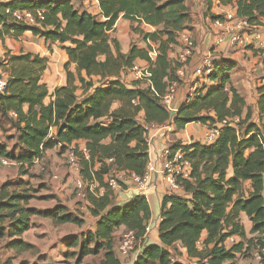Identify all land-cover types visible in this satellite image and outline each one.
Returning <instances> with one entry per match:
<instances>
[{"label":"trees","instance_id":"obj_1","mask_svg":"<svg viewBox=\"0 0 264 264\" xmlns=\"http://www.w3.org/2000/svg\"><path fill=\"white\" fill-rule=\"evenodd\" d=\"M188 1L99 0L101 18L76 8L73 0L0 2L3 44L7 38L19 40L31 32L46 44L58 43L68 56L67 83L55 89L48 104L49 90L42 82L47 58L33 53H7L0 59V68L8 75L7 89L0 95V127L7 121L22 149L20 154H12L8 145L0 143V157L25 167L35 164L48 150L58 148L64 153L73 148L86 184L88 211L97 219L95 230L81 240L67 238L71 248L80 247L81 259L95 255L105 259L101 264H121L115 245V235L121 228L133 231L143 245L151 219L147 198L137 196L130 204L118 206L106 180L117 178L119 173L145 174L150 126L175 125L180 131L191 123L212 128L228 121L211 145L177 142L170 146L173 152L181 149L191 163L190 179L181 181L188 196L163 199L161 245H143L135 264H183L172 261L174 251L180 248L186 251L187 258H183L189 264H237L257 245L264 247V88L259 89L260 124L250 122L249 107L242 119L247 103L230 78L236 63L222 58L209 76L216 85L205 95L183 105L175 117L162 104L169 82L178 80L179 66L170 59V51L178 45L183 31H192ZM236 7L238 17L247 20L251 28L264 25V0H239ZM18 10L35 15L41 10L44 19H37L36 25L16 21L11 13ZM120 17L133 23V27L136 24L135 31H142L144 25L155 29L144 34L146 48L134 45L128 53L121 51L110 36ZM154 48L158 52L151 68L154 90L128 88L121 81L123 70L137 61L151 62L149 51ZM72 65L76 73L70 70ZM94 77L102 84L96 86ZM78 90L87 92L85 99L79 100ZM236 118L242 121L234 127L231 121ZM80 141L85 142L86 152L79 149ZM248 182L249 191H245ZM91 186L96 187L91 190ZM100 189L105 190L103 195ZM31 192L34 191L17 180L0 184V241L5 242V250L17 255L35 249L23 235L33 227L36 217L51 219L56 225L86 223L64 205L43 211L33 207ZM243 214L250 220L249 231L243 225ZM234 236L238 242L226 246Z\"/></svg>","mask_w":264,"mask_h":264},{"label":"crops","instance_id":"obj_2","mask_svg":"<svg viewBox=\"0 0 264 264\" xmlns=\"http://www.w3.org/2000/svg\"><path fill=\"white\" fill-rule=\"evenodd\" d=\"M232 2L229 4H223L220 0H189L188 5L191 10V15L193 18L192 23V31H190L196 41L197 52L195 59L188 65L183 67V72L185 74L184 77L178 78L177 72L179 67H177L176 75L177 78L180 80V89L178 93V100L177 106L179 109L182 107V103L184 97L189 95L197 88L198 80L194 77V65L195 63L204 55L210 52H216L219 58H227L236 63L235 69L231 72V84L238 90L240 95L245 99L247 103V108L244 110L242 119H244L247 115L248 107L252 110L251 116V123L260 124L259 121V107L258 101L260 99L259 89L264 88V49H260V44L264 42V25L257 26L250 29H246L243 33L244 38L246 39V47H233L228 42L222 46L216 45V38L213 36L217 33H222L224 31V27H218L214 25L212 22L213 16H222L223 19H229L232 17L236 19L237 15V7L236 4L239 0H231ZM210 2V8H208V13L206 12V7ZM76 8H79L81 11H87L93 15H98L101 18V9L99 5V0H73ZM234 20H225V27L226 29L234 24ZM118 40V42L123 46L126 47V44L130 43L131 37V22L124 20L122 17L119 18L117 24L115 25V29L111 32V35ZM36 37L31 32H26L22 37L19 38L21 43L25 45L22 50L19 52L27 53L32 52L34 49V45L38 46L37 43L43 44L45 40L40 38V41H36L34 43L31 42V38ZM9 39V38H7ZM10 40V39H9ZM1 41V40H0ZM7 42V40L5 41ZM0 43L3 44L1 41ZM46 44V43H45ZM45 46V45H44ZM43 46V47H44ZM46 46L44 47V50ZM27 51V52H26ZM48 51V50H47ZM125 51L124 53H127ZM179 53V49L177 46L173 47L170 51L169 57L170 59L175 62L176 55ZM41 57H47L45 52L40 54ZM64 62L68 61L67 54L62 55ZM141 63L143 61H137ZM176 63V62H175ZM49 69V68H48ZM48 69L45 73H48ZM85 76V73H83ZM42 82L47 85L49 90V97L46 103H50L52 99V94L56 88L62 87L66 85L67 79L63 77L60 82L56 83L53 77L47 76L46 74L43 76ZM216 85L215 82L207 83L205 85L208 87L207 89L211 88L212 86ZM79 93V90L77 94ZM15 116L14 113L11 114ZM240 120V118L236 119V122ZM200 127H199V126ZM208 125H201L196 123L188 124L184 130H177L175 125H165V126H150L148 128V142H149V163L154 167L155 171L152 175V181L149 188L142 192L136 183L134 182L133 175H129L126 173H119L118 177L123 180L125 187H120L119 189L113 191L114 192V204L118 206H125L130 204L135 197L137 196H144L147 198L150 208H151V219L148 222L147 228L149 229L143 245H161L160 235H159V225L162 221V203L163 199L166 196L170 195H179L185 196L188 195L183 191H172L167 183L164 173H163V166H164V157L163 151L166 147H169L177 142H181L182 145H190L195 142H203V138L209 130ZM170 130V131H169ZM194 137L195 139H192ZM79 145L80 150H84L85 142L80 141L77 143ZM73 145L72 147H74ZM16 171L6 172L7 169L1 171L3 172L0 175V184L11 180L17 176V169H13ZM6 172V173H4ZM232 175V169L230 170ZM11 176H15L10 178ZM250 186V182L246 184ZM97 186V185H96ZM96 186H91V190H94ZM104 189H100V195L104 194ZM247 218L246 215H242L243 222ZM52 221V220H51ZM34 223V220H33ZM53 223V221H52ZM56 225L55 223H53ZM64 225H73V224H64ZM61 227V225H57ZM35 227V223L33 227L23 235V239L28 243L34 245L30 240H27L26 234ZM125 228H121L117 233H120ZM247 229V228H246ZM115 235V236H116ZM206 234H204V237ZM69 238V237H67ZM67 238L65 240H67ZM74 238V237H73ZM69 243V242H68ZM69 246V245H68ZM38 248V247H37ZM180 251L183 253L184 258L186 257L185 250L180 248ZM100 259L98 260L97 264H101L103 259L102 256H99ZM137 260L128 259L127 263L124 261L121 264H135ZM181 261H185L189 263L188 259H181ZM184 262V263H185ZM254 264V262L249 259L242 261L240 264Z\"/></svg>","mask_w":264,"mask_h":264},{"label":"rangeland","instance_id":"obj_3","mask_svg":"<svg viewBox=\"0 0 264 264\" xmlns=\"http://www.w3.org/2000/svg\"><path fill=\"white\" fill-rule=\"evenodd\" d=\"M136 26L135 24L134 27ZM134 27L133 23H131V35L133 34V36L131 37L130 43L126 44V47H123L118 40L113 37V34L111 35L110 33L112 40L115 39L119 43L123 53L125 51L129 52L134 45L140 48H146L147 43L145 42L144 34L155 31L154 28L146 25L141 27L143 29L142 31H135ZM39 39L40 37H32L30 40L32 43L36 44L35 42L37 40L40 41ZM6 40L7 42L4 44L0 43V59H4L7 53L10 55H19V52L25 47L20 40ZM37 44L38 46L34 45L32 52H26L36 55L45 52L47 55L45 58L49 61L47 69H49L48 73H44V75L46 74L47 76L53 77L56 83L60 82L63 77L67 79V71L65 69L67 62L65 63L62 58V55H65L66 52L62 49V46L58 43L49 45L43 44L42 42L41 44ZM44 45L46 46V50H44ZM69 45L70 44H67L66 46ZM69 68L72 72L76 73L75 65ZM0 73L8 77L7 73H5L2 68H0ZM88 80L89 79H87V81ZM92 82L96 86L102 84L98 77H94ZM77 84L80 85V83ZM87 95V92L84 90H79V100L85 99ZM52 100L53 98L51 101ZM116 107L117 105L114 106V108ZM236 119L230 120L234 127L242 121V119H240L236 122ZM242 126L243 129L246 128V125ZM17 138L18 136L11 125L7 121H3L0 127V143L8 145V151L16 155L22 152L21 147L19 146L18 148ZM192 139L195 138L192 137ZM70 153V149L68 152L66 151L64 153L58 148L48 150L40 155V157L36 159V163L32 166L26 165L23 167L14 161L15 165L7 168L6 172L10 170L9 172L14 171V174H16V171L13 169H17V176H11L10 178L15 177L11 180L25 183L26 188L34 191L31 192L34 198L30 202L33 207L43 211L53 209L55 205H64L69 212L80 215L86 221L85 225L76 226L73 224L61 225V227H58L52 223L51 219L36 217L34 218L35 227L29 234H26V238L35 243L38 248L35 247L33 251L17 255L15 252H8L5 250L3 248L5 242L0 241V264H97L100 259L99 256L90 255L81 259L79 255L80 247L71 248L68 246L69 240H65L67 237H74L75 239L81 240L85 235L95 230L97 220L91 216L86 205L79 201V197L77 196L78 190L76 191V177L69 171ZM3 170L5 169H0V175H2L3 172L1 171ZM117 179L120 183V187H125L123 180L119 177H117ZM245 191H249V186L245 185ZM82 204H84V207ZM243 225L248 230L250 229L251 223L248 217L245 219ZM122 232L115 236V245L118 243ZM179 251L180 249L174 251L175 259H184L183 255L180 254L181 251ZM249 259V256L239 258L237 264ZM124 262L127 263V261ZM244 264H246V262Z\"/></svg>","mask_w":264,"mask_h":264},{"label":"built area","instance_id":"obj_4","mask_svg":"<svg viewBox=\"0 0 264 264\" xmlns=\"http://www.w3.org/2000/svg\"><path fill=\"white\" fill-rule=\"evenodd\" d=\"M6 1L8 0H0V2ZM206 12L208 13V6L206 7ZM8 13H10V10ZM11 14L13 19L16 21L27 23L29 25H36L37 19H44L43 11L41 10H38L36 15L32 12L19 10L12 12ZM225 20H234L235 22L226 29ZM212 22L218 27H224V31L222 33L213 35L216 38V45L218 47L224 45L227 42L233 47H246L247 43L243 33L246 29L250 31V29L252 30V28H254L249 26L247 20L240 17H237L236 19H233L232 17L229 19H212ZM177 47L179 49V53L176 55L175 62L178 64V66H180L177 72L178 78L180 79V77L185 76L183 67L188 66L195 59L197 52L196 41L189 30H185L180 34ZM260 49H264V42L260 44ZM157 55L158 52L155 48L150 50L149 57L151 62H136L132 67L124 69L121 74V81L130 89L148 88L154 90L151 68L152 63L155 62V59L157 58ZM220 59L221 58L216 55V52H210L201 57L195 63L193 74L198 80L197 88L192 93L184 97L182 106L188 105L194 99L206 94L208 87L205 85L212 82L209 79V76L213 73L215 64ZM179 79L177 81L169 82L166 93L161 97L162 104L164 105L165 109L173 115V117H175L179 112V107L176 104L181 86ZM7 84L8 78L0 73V95L5 93ZM227 122L228 121H223L222 123H218L214 127L210 128L202 139V143L207 145L213 144L219 138L222 126L226 125ZM70 151L69 171L76 177V189L78 190L77 196L79 197V201L80 203H84L87 207L86 194L84 191L86 184L81 177L79 159L76 156L73 148L70 149ZM83 151L86 152L85 149ZM163 157V173L170 189L176 192L183 190L181 181L190 179L192 172L191 163L185 158V154L181 149L173 152L169 147H166L163 151ZM13 165H15L13 161L5 157H0V169H7ZM154 171V167L151 165V163H149L143 176L133 175L134 182L142 192L149 188ZM106 182L109 188L113 191L120 188L117 178H109L106 180ZM84 204H82L83 207ZM148 230L149 229L147 228V232ZM247 231L249 230L247 229ZM238 240V237H231L226 241V246L230 247L233 243L238 242ZM116 251L122 261H127L128 259L137 260L143 252V245H141V241L137 240L133 231L124 229L118 240V243H116ZM247 256L250 257L254 264H264V247L262 245H257V247L253 249ZM172 261H179L183 264H187L185 261V263L181 261V259H172Z\"/></svg>","mask_w":264,"mask_h":264}]
</instances>
